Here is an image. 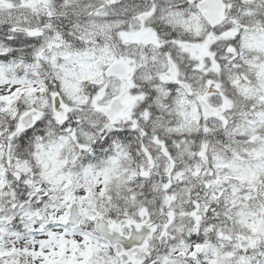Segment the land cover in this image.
<instances>
[{
  "label": "snow or ice",
  "instance_id": "snow-or-ice-1",
  "mask_svg": "<svg viewBox=\"0 0 264 264\" xmlns=\"http://www.w3.org/2000/svg\"><path fill=\"white\" fill-rule=\"evenodd\" d=\"M0 264H264V0H0Z\"/></svg>",
  "mask_w": 264,
  "mask_h": 264
}]
</instances>
